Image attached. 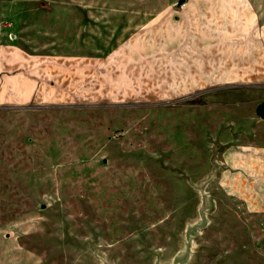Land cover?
Instances as JSON below:
<instances>
[{
    "label": "rangeland",
    "instance_id": "374dc122",
    "mask_svg": "<svg viewBox=\"0 0 264 264\" xmlns=\"http://www.w3.org/2000/svg\"><path fill=\"white\" fill-rule=\"evenodd\" d=\"M178 2L0 0V264H264V0Z\"/></svg>",
    "mask_w": 264,
    "mask_h": 264
},
{
    "label": "water",
    "instance_id": "95a60500",
    "mask_svg": "<svg viewBox=\"0 0 264 264\" xmlns=\"http://www.w3.org/2000/svg\"><path fill=\"white\" fill-rule=\"evenodd\" d=\"M184 1L185 0H179V2L177 3V6L180 8ZM256 112L262 119H264V101H262L261 103L257 105ZM103 161L104 163H106L107 159H104ZM40 207L45 208L46 204L41 203ZM191 252H192L191 249H187L183 253H179L178 255H176V257L174 258L171 264H184L186 261H189L191 259Z\"/></svg>",
    "mask_w": 264,
    "mask_h": 264
}]
</instances>
